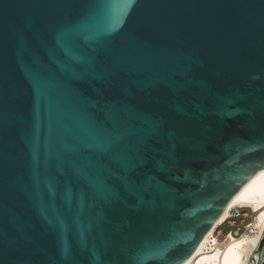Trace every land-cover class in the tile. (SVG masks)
Masks as SVG:
<instances>
[{"label": "water", "instance_id": "obj_1", "mask_svg": "<svg viewBox=\"0 0 264 264\" xmlns=\"http://www.w3.org/2000/svg\"><path fill=\"white\" fill-rule=\"evenodd\" d=\"M263 171L264 0H0V264H187Z\"/></svg>", "mask_w": 264, "mask_h": 264}, {"label": "bare ground", "instance_id": "obj_2", "mask_svg": "<svg viewBox=\"0 0 264 264\" xmlns=\"http://www.w3.org/2000/svg\"><path fill=\"white\" fill-rule=\"evenodd\" d=\"M249 209L255 221L248 232L236 237L228 233L221 242L217 229L232 217L234 210ZM222 235V232L220 233ZM264 237V171L253 179L235 198L225 215L202 243L187 264H250Z\"/></svg>", "mask_w": 264, "mask_h": 264}, {"label": "rangeland", "instance_id": "obj_3", "mask_svg": "<svg viewBox=\"0 0 264 264\" xmlns=\"http://www.w3.org/2000/svg\"><path fill=\"white\" fill-rule=\"evenodd\" d=\"M235 211L236 210H234L232 217L220 226L215 233V236H218L221 242L225 240L228 233L234 234L236 237L245 234L248 232V225L255 221V214L252 210L242 209L239 214ZM221 232L222 235H220Z\"/></svg>", "mask_w": 264, "mask_h": 264}, {"label": "flooded vegetation", "instance_id": "obj_4", "mask_svg": "<svg viewBox=\"0 0 264 264\" xmlns=\"http://www.w3.org/2000/svg\"><path fill=\"white\" fill-rule=\"evenodd\" d=\"M263 247H264V241H263V243L261 244V246H260V251H259V256H260V254H261V251H262V249H263ZM264 257V256H263ZM254 261V260H253Z\"/></svg>", "mask_w": 264, "mask_h": 264}]
</instances>
